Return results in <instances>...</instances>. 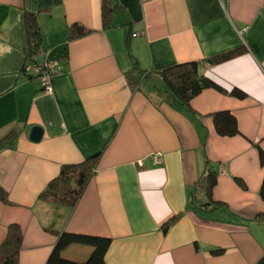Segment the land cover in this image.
<instances>
[{"label":"crops","instance_id":"0c3cea01","mask_svg":"<svg viewBox=\"0 0 264 264\" xmlns=\"http://www.w3.org/2000/svg\"><path fill=\"white\" fill-rule=\"evenodd\" d=\"M111 1L105 23L102 0H0V137L17 130L0 148V243L10 226L19 228L18 264H47L62 232L108 238L105 264H257L264 0ZM26 13L40 32L35 57L48 51L61 65L51 94L23 71ZM74 24L87 33L69 38ZM186 62L221 87L195 95L192 110L164 91L158 73ZM134 65L150 72L138 88L125 77ZM217 111L230 112L239 133L219 135ZM33 125L42 128L37 142L29 139ZM98 153L73 206L39 197L62 165ZM207 168L216 173L212 198L222 204L211 211L191 203ZM92 248L72 243L61 256L82 262Z\"/></svg>","mask_w":264,"mask_h":264},{"label":"trees","instance_id":"16d2710c","mask_svg":"<svg viewBox=\"0 0 264 264\" xmlns=\"http://www.w3.org/2000/svg\"><path fill=\"white\" fill-rule=\"evenodd\" d=\"M111 0H102V18L106 23L109 13L115 8L111 5ZM27 45L26 58L34 54L40 45V32L37 27L34 15L26 13ZM87 33V30L80 25H72L68 31L69 38H75ZM241 50V49H240ZM239 49L231 50L215 55L207 59L210 64H216L227 60L240 53ZM162 79V87L165 92L178 99L187 110H192L191 99L204 88L215 87L221 89L207 76L199 72L196 62L177 63L168 66L158 72ZM150 72L144 71L134 65L125 74L130 87L138 88L144 77H148ZM34 78L35 77H31ZM231 94L243 97L245 93L238 89H233ZM215 130L219 135L232 136L239 133L235 117L228 111H217L212 113ZM17 136V130L9 129L0 137V148L11 146L13 139ZM260 150V149H259ZM261 163H264V151H259ZM99 153L95 154L81 163L73 165H62L58 175L49 181L43 191L39 194L41 199H49L57 203L73 206L80 198L85 185L95 171ZM216 183V173L207 168L205 174L195 185V192L191 197L192 205L200 204L206 210H214L222 204L212 198V189ZM259 195L264 199V179H262ZM0 199L6 200L5 192L0 188ZM173 219H171L172 221ZM167 224H165L166 226ZM21 232L16 226H10L6 237L0 243V264H18V254L21 246ZM72 243H83L92 246V251L85 261L77 262L61 256V251ZM109 245V239L90 235H80L62 232L47 258V264H105L104 255ZM219 253L220 250L213 251ZM257 264H264V257H261Z\"/></svg>","mask_w":264,"mask_h":264},{"label":"built area","instance_id":"2783aa9c","mask_svg":"<svg viewBox=\"0 0 264 264\" xmlns=\"http://www.w3.org/2000/svg\"><path fill=\"white\" fill-rule=\"evenodd\" d=\"M41 54L40 59L36 58L34 54L27 56L23 71L28 76L35 77L43 92L51 94V78L61 71V65L55 57H48V51ZM155 160L160 161V158L156 157Z\"/></svg>","mask_w":264,"mask_h":264},{"label":"water","instance_id":"95a60500","mask_svg":"<svg viewBox=\"0 0 264 264\" xmlns=\"http://www.w3.org/2000/svg\"><path fill=\"white\" fill-rule=\"evenodd\" d=\"M41 137H42V128L40 126L33 125L29 132V139L34 142H37L41 139Z\"/></svg>","mask_w":264,"mask_h":264}]
</instances>
